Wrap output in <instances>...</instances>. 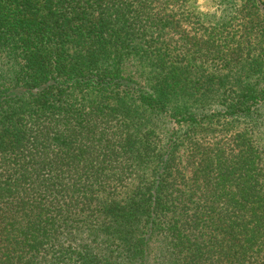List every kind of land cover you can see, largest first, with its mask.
<instances>
[{
  "label": "trees",
  "instance_id": "1",
  "mask_svg": "<svg viewBox=\"0 0 264 264\" xmlns=\"http://www.w3.org/2000/svg\"><path fill=\"white\" fill-rule=\"evenodd\" d=\"M229 5L0 0V264H264V14Z\"/></svg>",
  "mask_w": 264,
  "mask_h": 264
},
{
  "label": "rangeland",
  "instance_id": "2",
  "mask_svg": "<svg viewBox=\"0 0 264 264\" xmlns=\"http://www.w3.org/2000/svg\"><path fill=\"white\" fill-rule=\"evenodd\" d=\"M263 1L260 0L262 5L264 6ZM257 3H258V0H257ZM194 7H196L198 11L204 14H209V15L216 14L215 16H218V17L223 12H225L227 8H232L229 5V0H194ZM259 8H260V5H259ZM211 71H214V70L211 69Z\"/></svg>",
  "mask_w": 264,
  "mask_h": 264
},
{
  "label": "water",
  "instance_id": "3",
  "mask_svg": "<svg viewBox=\"0 0 264 264\" xmlns=\"http://www.w3.org/2000/svg\"><path fill=\"white\" fill-rule=\"evenodd\" d=\"M258 3L260 5V10L261 12L264 14V6L262 5V3L260 2V0H258Z\"/></svg>",
  "mask_w": 264,
  "mask_h": 264
}]
</instances>
